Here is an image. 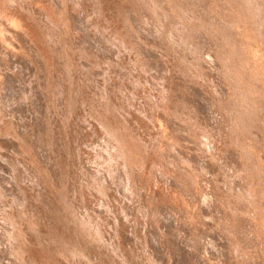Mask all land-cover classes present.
Masks as SVG:
<instances>
[{"label": "rangeland", "instance_id": "374dc122", "mask_svg": "<svg viewBox=\"0 0 264 264\" xmlns=\"http://www.w3.org/2000/svg\"><path fill=\"white\" fill-rule=\"evenodd\" d=\"M0 264H264V0H0Z\"/></svg>", "mask_w": 264, "mask_h": 264}]
</instances>
